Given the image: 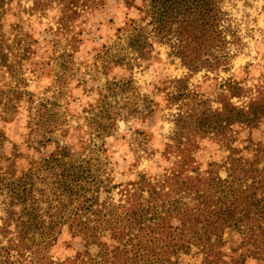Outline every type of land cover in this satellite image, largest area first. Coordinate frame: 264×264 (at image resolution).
Returning <instances> with one entry per match:
<instances>
[{"label":"trees","instance_id":"obj_1","mask_svg":"<svg viewBox=\"0 0 264 264\" xmlns=\"http://www.w3.org/2000/svg\"><path fill=\"white\" fill-rule=\"evenodd\" d=\"M31 2L30 12L38 14L56 4L59 25L68 27L101 0ZM144 2L153 36L166 40L190 73L226 70L232 50L242 45L223 0ZM5 34L0 24V71L18 84ZM174 84L178 89L168 95L167 105L177 111L161 151L170 165L152 176L139 171L115 186L116 200L111 187L99 198L96 183L90 191L84 172L72 170V181L52 183L54 199L44 201L42 190H33V180L11 179L0 168V264H181L185 256L195 264H264V140L252 137L264 121V75L251 85L231 79L219 83L215 107L208 99L196 100L184 79ZM19 88L0 86V119L10 120L18 111L26 93ZM33 119L40 123L38 112ZM200 139L223 150L220 164L201 167L195 159ZM65 193L72 203L68 209L56 198ZM54 201L64 212L50 213ZM64 225L81 239L84 251L60 259L51 247Z\"/></svg>","mask_w":264,"mask_h":264},{"label":"rangeland","instance_id":"obj_2","mask_svg":"<svg viewBox=\"0 0 264 264\" xmlns=\"http://www.w3.org/2000/svg\"><path fill=\"white\" fill-rule=\"evenodd\" d=\"M2 3L0 24L12 44L9 61L18 84L0 71V86H17L26 93L12 119H0V168L11 179L33 180V190H42L44 201L54 199L52 183L72 181V170L84 172L90 191L96 183L99 198L111 187L116 200L115 186L134 179L139 171L152 176L168 167L170 161L161 151L177 111L167 105L168 95L178 89L174 80L184 79L196 100L208 99L215 107L219 83L231 79L251 85L264 75V0H223L242 45L232 50L226 70L196 73L180 63L166 40L153 36L144 0H101L68 27L59 25L56 4L38 14L30 12L31 0ZM252 137L264 140V121ZM195 159L202 168L220 164L223 150L200 139ZM56 198L67 209L72 206L66 193ZM54 211L64 209L54 201L50 213ZM95 250L88 247L91 253ZM83 251L81 239L62 226L51 247L53 256L72 258ZM195 263L181 258V264Z\"/></svg>","mask_w":264,"mask_h":264}]
</instances>
